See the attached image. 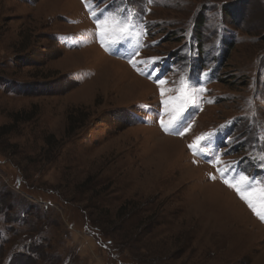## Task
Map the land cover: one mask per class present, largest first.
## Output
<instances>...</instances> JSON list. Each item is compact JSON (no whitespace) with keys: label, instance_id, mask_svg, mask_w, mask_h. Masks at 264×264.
<instances>
[{"label":"rangeland","instance_id":"obj_1","mask_svg":"<svg viewBox=\"0 0 264 264\" xmlns=\"http://www.w3.org/2000/svg\"><path fill=\"white\" fill-rule=\"evenodd\" d=\"M249 192L264 0H0V264H264Z\"/></svg>","mask_w":264,"mask_h":264},{"label":"snow or ice","instance_id":"obj_2","mask_svg":"<svg viewBox=\"0 0 264 264\" xmlns=\"http://www.w3.org/2000/svg\"><path fill=\"white\" fill-rule=\"evenodd\" d=\"M105 22H106V21H105ZM98 26H99V25H98ZM126 35H127L126 31L122 30V33H121L120 38L117 39V40H115V41H113V43H114V44H118V43H120L121 40L124 39ZM160 83H164V81L161 80ZM161 94L163 95V92H162ZM174 122H175V118L173 119V122H172V123H174ZM161 126L164 127V123H163V121H161ZM165 130H167V128H165ZM204 139H205V137H203V136H202V137H198V138H197V144H199V142H200V141H203ZM196 146H197V145H190L189 147L192 148V147H196ZM200 150L203 151V147H201ZM205 155H207V153H205ZM226 183H227V181H226ZM229 186H230V187H235V185H231V184H230ZM237 191L239 192L240 189L237 188ZM251 195H252V193L249 192L246 196H245V195H242L241 198H242V199H245V200L248 202L249 207L252 208L254 212H256V214L260 217V219L264 220V215H261V213H260L259 211H257V209L254 207V205H253V203H252V201H251V199H250Z\"/></svg>","mask_w":264,"mask_h":264},{"label":"bare ground","instance_id":"obj_3","mask_svg":"<svg viewBox=\"0 0 264 264\" xmlns=\"http://www.w3.org/2000/svg\"><path fill=\"white\" fill-rule=\"evenodd\" d=\"M109 62H113V63H116V65H118V64H120V63H122V62H119V61H116V60H109ZM121 65V64H120ZM122 65H124V67L126 66L125 64H122ZM125 69H126V71H127V73H128V69L125 67ZM130 74V73H129ZM132 75V79H133V84L132 85H134V86H138V85H147V82L145 81V80H143V79H141V78H139V77H137V76H135V75H133V74H131ZM131 84V82L129 81L128 82V84L127 85H130ZM131 86V85H130ZM133 87V86H132ZM177 141L178 140H176V139H173V138H171V137H164L163 139H161V142H159V143H163L164 142V144L166 143H170L172 146H177L178 145V143H177ZM158 146H159V144H158ZM160 147L162 148V150L164 151V152H167V148L165 147V146H161L160 145ZM168 152H169V150H168Z\"/></svg>","mask_w":264,"mask_h":264},{"label":"trees","instance_id":"obj_4","mask_svg":"<svg viewBox=\"0 0 264 264\" xmlns=\"http://www.w3.org/2000/svg\"><path fill=\"white\" fill-rule=\"evenodd\" d=\"M83 125V121H80V122H78V124L76 125V127L74 128V129H77V128H79L80 126H82ZM69 133V132H68ZM20 170H21V168H20ZM22 171V170H21ZM24 172H22V174H23ZM15 179L18 181V180H20V178H19V176H16L15 177ZM60 193V192H59ZM94 227H96V232H100V233H102V230L100 229V228H98L97 226H95V225H93ZM103 234V233H102ZM98 237H99V233H98ZM103 237V236H102ZM97 238V237H96ZM98 239V238H97ZM102 240H103V238H102ZM109 240H111V239H109ZM104 241V240H103ZM105 241H107L108 243L110 242V241H108L107 239H105ZM111 243H113L115 246H118L117 244H119L120 245V249L122 250V251H124L123 249H122V245H121V243H119V242H117V244H116V242H114V241H112L111 240ZM109 246L111 247L112 245L111 244H109ZM125 252V251H124Z\"/></svg>","mask_w":264,"mask_h":264}]
</instances>
